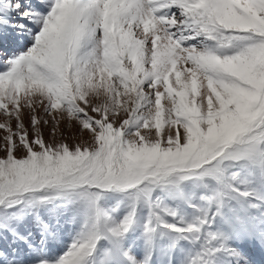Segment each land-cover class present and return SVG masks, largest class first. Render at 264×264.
<instances>
[{
	"label": "snow or ice",
	"instance_id": "1",
	"mask_svg": "<svg viewBox=\"0 0 264 264\" xmlns=\"http://www.w3.org/2000/svg\"><path fill=\"white\" fill-rule=\"evenodd\" d=\"M0 264H264V0H0Z\"/></svg>",
	"mask_w": 264,
	"mask_h": 264
}]
</instances>
